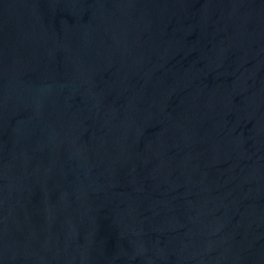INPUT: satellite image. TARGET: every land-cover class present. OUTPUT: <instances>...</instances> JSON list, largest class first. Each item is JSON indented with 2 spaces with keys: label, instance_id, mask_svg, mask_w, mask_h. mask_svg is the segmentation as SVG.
I'll return each instance as SVG.
<instances>
[{
  "label": "water",
  "instance_id": "95a60500",
  "mask_svg": "<svg viewBox=\"0 0 264 264\" xmlns=\"http://www.w3.org/2000/svg\"><path fill=\"white\" fill-rule=\"evenodd\" d=\"M0 264H264V0H0Z\"/></svg>",
  "mask_w": 264,
  "mask_h": 264
}]
</instances>
